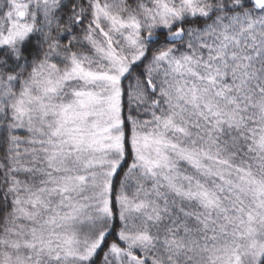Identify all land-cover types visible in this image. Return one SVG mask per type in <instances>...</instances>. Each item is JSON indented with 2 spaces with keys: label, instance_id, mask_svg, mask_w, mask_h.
Here are the masks:
<instances>
[{
  "label": "snow or ice",
  "instance_id": "obj_1",
  "mask_svg": "<svg viewBox=\"0 0 264 264\" xmlns=\"http://www.w3.org/2000/svg\"><path fill=\"white\" fill-rule=\"evenodd\" d=\"M0 264H264V0H0Z\"/></svg>",
  "mask_w": 264,
  "mask_h": 264
}]
</instances>
